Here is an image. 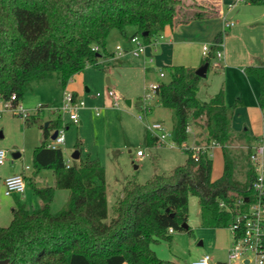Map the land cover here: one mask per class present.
<instances>
[{
	"label": "trees",
	"instance_id": "16d2710c",
	"mask_svg": "<svg viewBox=\"0 0 264 264\" xmlns=\"http://www.w3.org/2000/svg\"><path fill=\"white\" fill-rule=\"evenodd\" d=\"M248 1L264 5V0ZM180 11L179 0H0V95L22 99L32 84L54 73L65 86L86 65H99L112 29L123 32L132 27L130 37L138 35L147 44L165 26L172 27ZM219 41L216 36L212 43ZM217 48L211 45L204 60L208 65ZM169 69L156 98L173 115L172 140L180 146L187 138L190 118H203L207 142L213 140L222 149L221 175L211 179L212 160L206 153L195 160L184 150V163L170 173H155L144 183L127 180L108 218L105 168L99 159L86 154L66 166L62 149L48 146L50 131L62 125L58 113L47 126L41 124L42 140L32 154L33 172L52 170L54 187L29 181L41 200L32 211L15 199L8 223L0 226V260L8 259L7 264H174L158 257L151 244L169 242V227L173 232H191L183 226L189 195L197 196L204 225L228 227L230 214L218 202L233 207L239 196L247 194L252 179L248 169L247 180H237L227 155L234 108L221 104L219 93L211 103H201L196 97L200 77L183 65ZM243 71L257 80V104L264 110V64L247 65ZM38 114L24 122H33ZM145 138L147 145L156 142L147 132ZM55 189L68 190V196L63 207L52 212Z\"/></svg>",
	"mask_w": 264,
	"mask_h": 264
},
{
	"label": "rangeland",
	"instance_id": "374dc122",
	"mask_svg": "<svg viewBox=\"0 0 264 264\" xmlns=\"http://www.w3.org/2000/svg\"><path fill=\"white\" fill-rule=\"evenodd\" d=\"M184 3L192 5V2L187 0ZM258 9H261L260 6H244L243 4L235 7L231 15L239 18V21L230 29L222 28L220 18L211 19L209 22L211 30L216 29L214 34L241 31L238 38L230 36L227 41V53L237 58L238 63L245 62L249 54L254 56L255 63H259L264 58L262 36L255 35L254 29L249 26L250 23L245 24L248 17ZM255 24L259 26V23ZM111 31L105 44L107 53L114 51L117 44L122 49L133 47L126 39L114 34L117 29ZM163 35L165 36V33ZM174 37L175 42H172L170 49L174 64L198 67L201 62L203 64L206 54L202 51V45L210 44V36L206 32L189 36L188 31L180 30L175 32ZM131 48L127 49L124 52L127 53L122 54L119 60L101 61L97 67L86 65L69 79L65 86L61 85L56 73L46 80L32 84L24 92L21 102L29 109L38 105H42L44 109L39 111L41 115L31 123H25L22 117L8 111L0 113V149L5 151L4 162L0 164V226L8 223L15 199L28 204H33L37 199L29 181H33L35 174L32 154L42 140L41 124L55 118L58 112L48 108L59 107L62 104L64 92H73L71 88L74 84L77 87L75 91L78 97L84 100V105L77 109V122L70 121L67 112L60 114L62 125L68 124V126L63 130L64 142L58 144V147L62 149L64 159H68L72 164L78 163L79 159H73L71 156L75 151H79L80 158L83 159L86 154H89L98 158L105 167L109 186L108 218L113 216L115 206L113 199L121 185L120 180L125 178L144 183L155 172L168 174L173 166L184 163L186 153L177 144L158 141L153 145L146 144L144 122L137 118L140 110L134 104L127 103V100H135L136 96L143 94L146 86L142 82V71L137 64V59L139 60L143 54L135 56L129 51ZM211 58L213 61L216 60L214 57ZM145 62L147 65H155L154 62L148 63L147 59ZM135 63L137 64L135 73L133 71L129 73L122 67ZM243 64L228 63L223 73L220 67L216 71H211L210 64L207 76L200 77L201 83L197 91L201 100L208 101L209 97L220 90L224 103L234 108L235 114L230 127L231 138L226 145V151L233 164L234 177L241 182L247 180L249 169L248 131L242 129L246 126L253 136L259 137L264 127V113L258 108L256 102L259 85L253 76L241 71V68H244ZM154 68L158 69L156 66ZM163 70L165 71L164 81H166L170 69L165 67ZM109 79L111 81H108ZM109 89L119 96L116 106L112 105L113 97L107 95ZM141 97L142 95L139 98ZM159 106L157 98L152 100L151 110L144 114L145 118L150 121L158 120L171 129L173 123L171 111L158 108ZM96 111L99 112L98 115ZM195 123L198 125L193 127L195 137L201 139L204 133L203 123L202 121H195ZM238 130L242 132H236ZM203 140L204 136L201 141ZM138 149L143 152V156L139 157L135 154ZM17 152L19 156L14 158L12 154ZM214 160L216 165H220V159ZM25 166L29 167L24 174L25 191L22 194L5 195L2 178L20 172ZM40 176L44 179V184L46 180H50L48 171L40 172ZM35 184L43 185V182ZM65 193L67 197L68 190ZM57 197L52 202L51 211L54 212L64 205L59 204V194ZM186 223L191 228L190 233L174 231L169 242L160 240L152 245L158 254L165 256L162 259L173 260L176 264H190L192 260L207 254L210 262H226L227 250L233 240L232 232L228 227L216 228L204 225L200 218L198 198L195 195L188 197Z\"/></svg>",
	"mask_w": 264,
	"mask_h": 264
},
{
	"label": "built area",
	"instance_id": "2783aa9c",
	"mask_svg": "<svg viewBox=\"0 0 264 264\" xmlns=\"http://www.w3.org/2000/svg\"><path fill=\"white\" fill-rule=\"evenodd\" d=\"M225 26H229L232 22H225ZM129 41L133 44V47L129 50L133 55L138 56L145 52L147 44L143 42L140 36H132ZM211 45H215L218 48L214 51L213 57L216 61L222 57V51L220 50V43L205 44L202 47L203 53L206 56L210 53ZM97 46L94 45L92 49L97 50ZM117 53L123 52V49L116 45ZM153 57L149 56L148 62L151 63ZM218 62H214L215 66H218ZM159 80L150 81L146 84L144 93L139 100V114L137 118L144 122L145 131L150 137L156 138L160 143L173 144L171 129L166 127L162 122L158 120H147L144 114H147L151 110L152 100L156 99V91L159 85L164 81L165 71L161 68L157 69ZM107 95L113 97L112 105L116 106L119 96L113 91L108 90ZM84 105V100L81 97H77L73 92H64L62 98V104L54 109L59 114L63 112L68 113V118L72 122H77V109ZM44 109L42 105H38L33 109L24 107L21 99H18L15 94H11L8 97L0 95V113L4 111L11 112L24 119H27L30 115L38 113ZM47 109V108H46ZM98 111L96 114L98 115ZM66 125H61L56 130V136L48 143L49 147H58V144L64 142L63 130ZM54 130H51L50 134ZM186 131H189L188 126ZM216 142L213 141L211 145ZM208 144L203 145H190L185 141L181 143L179 148L188 150L191 152L193 159L197 160L199 154L206 153L209 156ZM135 154L137 156H143V152L138 149ZM249 169L252 172V179L247 186V194L239 196L234 202L233 207L226 204L223 200H219L218 206L220 209L230 214L231 221L228 228L232 232V244L227 250V260L224 263L210 262V257L204 254L190 262V264H264V137L261 138L256 144L248 147L247 151ZM5 158V151L0 149V164H3ZM66 166L70 163L65 161ZM27 169L28 166H25ZM4 194L14 195L22 194L26 188V180L21 173H13L6 176L3 180ZM168 232L172 233L173 229L168 228Z\"/></svg>",
	"mask_w": 264,
	"mask_h": 264
},
{
	"label": "crops",
	"instance_id": "0c3cea01",
	"mask_svg": "<svg viewBox=\"0 0 264 264\" xmlns=\"http://www.w3.org/2000/svg\"><path fill=\"white\" fill-rule=\"evenodd\" d=\"M188 1L192 2V5H186L184 3L185 0H180V3H181L180 4V8H181L180 16L177 18L175 24L172 27L165 26L155 37H153L151 39V41L149 43H147L145 52L143 53L141 58L139 60L137 59V64H139L140 70L142 71V75H143L142 82L145 85L148 82H150V81L159 80L158 71L155 70V68H154L155 66L158 67V69L159 68L163 69L165 67L169 68L172 65H183V64H174L172 62L173 61V55L170 54L171 44H172V42L173 43L175 42V41H173V39H175V37H174L175 36V32L180 31V30L188 31L189 32V36H193V35H195V33H198V32H201V33L206 32V34H208L210 36V38H209L210 39L209 40L210 44L213 42V40H214V38L216 36H219V39H220L219 43L221 44L220 45V50L222 51V57L219 60V62L216 61V60L213 61L212 58H210V60H212V61H210V64H211V69L210 70L211 71H216V69L218 67H220L219 69H222V73H223L224 72V68L228 66L227 65L228 63H235V64H238V65H241V64L244 63L243 64L244 67L247 66V65H261V64H264V58L262 60H260L259 63H255L254 56L251 55V54H249V56L246 58L245 62L238 63V59L237 58L231 57L229 55V53H227L228 52L227 41H228L229 37L230 36H234V37L238 38V36L241 35V31H232V32L231 31H226L224 33L218 32V33L214 34L216 32V29L214 28V30L213 29L211 30V28L209 27V22H210L211 19H214V18H218L219 19L220 18V20H222V28H229L230 29L232 26L234 27L236 25V23H238V21H239V18H234L231 15L232 11H233V9L235 7H237L240 4L241 5L243 4L244 6H260L261 9H258V10H256V12L251 14V16L248 17V20L245 21V24L246 23H250L249 26L251 27V29L252 28L254 29L255 35L262 36V43H263L264 5L251 4L248 0H187V2ZM193 11H197V12L202 13V16H199V17L188 16L187 18H183L182 15L184 13L193 12ZM226 21L227 22H232V24L229 25V26H225L224 23ZM255 23H259V26L257 27ZM255 28H256V30H255ZM132 31H133L132 27H126L123 30V32L117 30V31H115L114 34H116L119 37H123L124 39H126L128 41L129 44L133 45L129 41V38H130V35H131ZM196 31H198V32H196ZM110 32H112V31H110ZM193 32H195V33H193ZM164 33H165V36L163 35ZM248 34H250V32ZM117 45H119V44H117ZM131 47L132 46H130L129 48H131ZM202 47H203V45H202ZM129 48L127 47L126 49H123L122 53H115V52L118 51V50H116V46H115V50L114 51L109 52V53H107L105 51V52H103L101 54V56L99 58V63L101 61L105 62L108 59H115V60L118 59L119 60V57H122V54H126L127 52L126 53H124V52L127 51V49H129ZM104 53H106V54H104ZM263 53H264V43H263ZM149 56L153 57V61L152 62H154L155 65H147L145 60L147 59V62H148ZM204 58H205V56H204ZM214 62H218V66H215ZM137 64L135 63V64H132V65H129V66L123 65L122 67H124L126 70H128L129 73L131 71H133V73H135L136 68H137ZM144 64H145V66L142 67V65H144ZM200 64H199V66H200ZM183 66H185L191 72L195 71V69L198 68V66H196V65H191V66L183 65ZM209 67H210V65H208L204 77H206L208 72L210 71ZM241 71L244 72L243 68H241ZM108 81H111V79H109ZM200 83H201V80L199 81V84H198V87H197V91H198ZM144 84H143V87H144ZM76 88L77 87L74 84V85H72L71 89H73L72 90L73 93L78 97L77 92L75 91ZM197 91H196V97L198 98V100L201 103H211L212 100L214 99L215 95H217L219 93V97H218L219 102L221 104H225L224 101L222 100L220 90L218 92L214 93L211 97H209L208 101L201 100L198 97ZM141 95L142 94H139L138 96H136L135 100L129 99L128 100L129 101L128 105L134 104L135 107L139 108V100H140L139 97ZM256 102H257V97H256ZM159 105H160V103H159ZM257 106H258V104H257ZM158 108H163V107L160 105ZM258 108H259V106H258ZM163 109H165V108H163ZM260 110L264 113V110H262V109H260ZM38 115L40 116L41 112ZM233 117H234V115H233ZM233 117H232V119H233ZM195 121H202V123H203V126H202L203 130H204V133H203L204 140H203V142L201 141L203 136L201 137V139H197L195 137V133H194L193 127L194 126H198V125H196ZM45 122H48V121H44V123ZM231 122H232V120H231ZM189 123H191V125ZM189 123H188L189 131L187 132L186 142L188 144H190V145H203V144H207L208 143V145L210 146L209 149H208V153H209V157L212 160L211 179L213 180V179L218 178L221 175L222 168H223V157H222L221 146L218 143H215L214 145H211L213 140L207 142V140H206V130L204 128V119L203 118L202 119L190 118ZM67 126H68V124H67ZM242 130L243 131H245V130L248 131L247 132L248 133L247 134V139L249 141L248 147L253 145V144H256L261 138L264 137V127L262 128V135L259 136V137L253 136L251 134V132L249 131V128L246 127V126ZM242 130H238L236 132H242ZM145 137H146V131H145ZM145 141H146V138H145ZM153 144H156V142H154ZM79 158H80V156H79ZM185 159H186V157H185ZM214 159H218V160L220 159V165H216V163L214 162L215 161ZM65 161H68L70 163V161L68 159H65ZM70 164H72V163H70ZM178 165H180V164H178ZM178 165L173 166L170 169V171L174 167H176ZM28 169H29V167L27 169L25 167H23L22 170L20 172H17V173H21V174L24 175V174H26V170H28ZM44 171L50 172V180L49 179H48V181L46 180L45 184H44V179L40 176V172H44ZM155 173H157V172H155ZM4 178L5 177L2 178V186H3ZM105 178H106V190L105 191H106L107 210H108V190H109V186H108V181H107L106 169H105ZM127 180H129V179H125L124 178L123 180H120L121 185L119 187V190L114 194V199H113L114 205H115L116 201L122 196V190H123V187L125 186V183H126ZM33 182H35V183H42L43 182V185L54 187V184H55L54 173L50 169H42V170H40V171H38L37 173L34 174ZM65 191H66V189H55L54 190V196H53V199H52V201L50 203V210L52 209L51 208L52 207V202H53V200H55V198H58L57 197L58 194H59V204L62 205V204L65 203L66 198H67L66 197L67 193H65ZM23 204L25 206V209H27L28 211H32V210L37 209V208H39L41 206V200L37 197V199L35 200V202L33 204L32 203L28 204L26 202H23ZM12 208L13 207H11V210H12ZM52 212H54V211H52ZM173 233L174 232H172V234ZM153 244H156V243H153ZM153 244H151V247H152ZM152 249L155 251V253L157 254L158 257H161V258L165 257V256H162L161 254H158V252L154 248H152ZM166 257H168V256H166ZM170 261H172L174 264H176L173 260H170Z\"/></svg>",
	"mask_w": 264,
	"mask_h": 264
},
{
	"label": "water",
	"instance_id": "95a60500",
	"mask_svg": "<svg viewBox=\"0 0 264 264\" xmlns=\"http://www.w3.org/2000/svg\"><path fill=\"white\" fill-rule=\"evenodd\" d=\"M208 67V63L207 62H204L202 65H200L198 68L195 69L194 73L199 76V77H204L205 75V72H206V69ZM127 103H129V101L127 100ZM48 122H45L44 123V126H47ZM56 136V130H54L52 132V134L50 135V138L53 139L54 137ZM14 158L18 157L19 156V153H13L12 154ZM73 159H78L79 157V152L78 151H75L72 156H71ZM184 227L187 226V223H184L183 224ZM8 262V259H1L0 260V264H7Z\"/></svg>",
	"mask_w": 264,
	"mask_h": 264
}]
</instances>
